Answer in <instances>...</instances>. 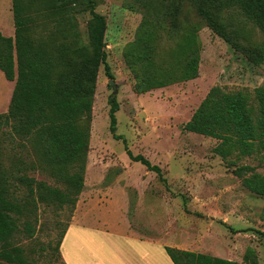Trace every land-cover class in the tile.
<instances>
[{
	"label": "trees",
	"instance_id": "obj_1",
	"mask_svg": "<svg viewBox=\"0 0 264 264\" xmlns=\"http://www.w3.org/2000/svg\"><path fill=\"white\" fill-rule=\"evenodd\" d=\"M142 21L124 52L137 94L193 80L199 75L202 21L257 66H264V40L253 42L230 17L243 16L264 35V0H134ZM97 0H13L15 36L0 31V70L15 86L8 112L0 114V135L25 140L35 158L15 157L10 168L0 164V264H32L13 240L34 230L29 219L37 204L75 209L84 189L90 146L92 111L100 68L114 79L107 62V22L96 11ZM144 9L142 12L140 9ZM89 14L87 40L78 16ZM191 14L197 15L193 22ZM110 131L116 139L119 110L116 94L109 97ZM184 131L217 139L215 152L223 159L254 154L264 158V85L254 95L213 87ZM11 141L0 136V145ZM129 158L161 176L159 166L141 155ZM230 164H235L231 161ZM46 174L59 186L30 176ZM234 173L250 192L264 198V174L250 166ZM24 191L19 198L18 193ZM22 226V227H21ZM61 234L59 251L67 231ZM174 264H238L210 254L165 246ZM245 260L259 264L253 249Z\"/></svg>",
	"mask_w": 264,
	"mask_h": 264
},
{
	"label": "rangeland",
	"instance_id": "obj_2",
	"mask_svg": "<svg viewBox=\"0 0 264 264\" xmlns=\"http://www.w3.org/2000/svg\"><path fill=\"white\" fill-rule=\"evenodd\" d=\"M96 11L107 22L105 49L114 79L100 68L84 189L74 210L38 203L37 215L29 219L33 234L20 233L13 245L21 247L32 264H65L57 243L63 230L76 222L120 237L126 234L156 242H183L193 252L238 264H249L245 255L253 249L258 263L264 264V198L247 190L234 173L238 166H250L264 174L262 154L241 159L234 154L223 159L215 152L220 143L217 139L183 128L213 87L254 95L264 85V66L254 65L202 21L198 77L137 94L124 52L135 38L142 14L134 0H97ZM230 17L251 41L264 40L261 30L243 16ZM89 18V14L78 16L86 42ZM190 18L199 21L195 14ZM0 31L7 37L15 36L13 0H0ZM14 86L15 81H8L0 70V114L8 112ZM113 93L119 104L116 134L122 139L110 131L109 97ZM3 133L6 136L1 134L2 139L11 140L0 145L3 167L10 168L15 157L35 161L25 140L9 138V128ZM125 145L134 156L141 155L159 166L161 176L132 161ZM30 176L59 186L44 173L33 170ZM24 193L19 192V198ZM83 242L91 241H81L86 252L88 246Z\"/></svg>",
	"mask_w": 264,
	"mask_h": 264
},
{
	"label": "crops",
	"instance_id": "obj_3",
	"mask_svg": "<svg viewBox=\"0 0 264 264\" xmlns=\"http://www.w3.org/2000/svg\"><path fill=\"white\" fill-rule=\"evenodd\" d=\"M111 231L85 227L76 222L68 226L60 246L65 264H174L165 246L188 250L183 242H156ZM88 246L83 252L81 241ZM122 240V241H120ZM90 249V250H89Z\"/></svg>",
	"mask_w": 264,
	"mask_h": 264
},
{
	"label": "water",
	"instance_id": "obj_4",
	"mask_svg": "<svg viewBox=\"0 0 264 264\" xmlns=\"http://www.w3.org/2000/svg\"><path fill=\"white\" fill-rule=\"evenodd\" d=\"M110 84L112 85L113 84V81H110Z\"/></svg>",
	"mask_w": 264,
	"mask_h": 264
}]
</instances>
